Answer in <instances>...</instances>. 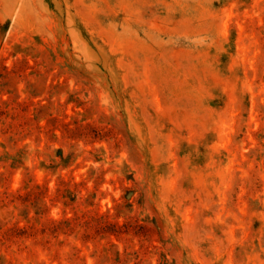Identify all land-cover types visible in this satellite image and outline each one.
<instances>
[{
    "label": "rangeland",
    "instance_id": "374dc122",
    "mask_svg": "<svg viewBox=\"0 0 264 264\" xmlns=\"http://www.w3.org/2000/svg\"><path fill=\"white\" fill-rule=\"evenodd\" d=\"M0 264H264V0H0Z\"/></svg>",
    "mask_w": 264,
    "mask_h": 264
}]
</instances>
